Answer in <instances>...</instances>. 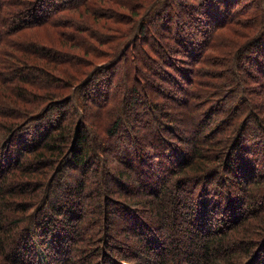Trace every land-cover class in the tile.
Wrapping results in <instances>:
<instances>
[{
	"label": "trees",
	"instance_id": "trees-1",
	"mask_svg": "<svg viewBox=\"0 0 264 264\" xmlns=\"http://www.w3.org/2000/svg\"><path fill=\"white\" fill-rule=\"evenodd\" d=\"M0 264H264V0H0Z\"/></svg>",
	"mask_w": 264,
	"mask_h": 264
},
{
	"label": "rangeland",
	"instance_id": "rangeland-1",
	"mask_svg": "<svg viewBox=\"0 0 264 264\" xmlns=\"http://www.w3.org/2000/svg\"><path fill=\"white\" fill-rule=\"evenodd\" d=\"M186 1V0H185ZM171 9V12H169L172 16L171 17H173L174 15H175V12L177 11V9L175 8V7H173V8H170ZM106 6H104V8H99V15H101V14H105L106 12ZM125 12V14H126V16H128L129 14H130V12H129V10L128 11H124ZM110 15V14H109ZM152 20H149V21H151V23H149L148 24V26L150 27V25H154L152 28H149V27H147L146 29H145V32H149V38H146L147 39V42L148 43H151V44H154L153 42L163 33V32H166V31H164V30H166L167 28L166 27H164V26H158V25H155V23L156 22H154L156 19L155 18H151ZM166 20H168V19H166ZM174 20H177V18H175L174 17ZM178 21H180V19L178 20ZM175 22V21H174ZM173 22V23H174ZM168 23V22H167ZM179 23V22H178ZM168 25V24H167ZM167 33L165 34V35H169L168 33H171L172 31H171V28H168L167 29ZM71 34H74V33H76V32H70ZM83 33H86V32H83ZM164 34V33H163ZM143 45V44H142ZM145 47H147L146 45H144ZM147 49H148V47H147ZM116 92V90H115V88L114 89H112V92Z\"/></svg>",
	"mask_w": 264,
	"mask_h": 264
}]
</instances>
